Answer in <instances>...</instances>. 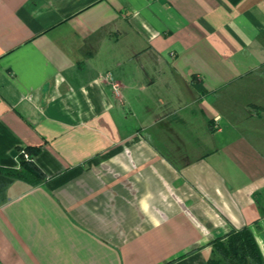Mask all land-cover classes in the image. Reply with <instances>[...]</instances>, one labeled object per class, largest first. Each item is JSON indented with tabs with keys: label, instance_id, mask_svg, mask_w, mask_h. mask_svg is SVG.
Returning <instances> with one entry per match:
<instances>
[{
	"label": "crops",
	"instance_id": "obj_1",
	"mask_svg": "<svg viewBox=\"0 0 264 264\" xmlns=\"http://www.w3.org/2000/svg\"><path fill=\"white\" fill-rule=\"evenodd\" d=\"M263 116L264 0H0V264L264 257Z\"/></svg>",
	"mask_w": 264,
	"mask_h": 264
},
{
	"label": "trees",
	"instance_id": "obj_2",
	"mask_svg": "<svg viewBox=\"0 0 264 264\" xmlns=\"http://www.w3.org/2000/svg\"><path fill=\"white\" fill-rule=\"evenodd\" d=\"M30 156L28 150H25ZM21 169L15 175L21 178L33 180L37 176L34 165L25 154H20ZM216 247L223 254L221 258H215L209 264H264V257L259 246L248 228H242L228 235L225 241H215Z\"/></svg>",
	"mask_w": 264,
	"mask_h": 264
},
{
	"label": "rangeland",
	"instance_id": "obj_3",
	"mask_svg": "<svg viewBox=\"0 0 264 264\" xmlns=\"http://www.w3.org/2000/svg\"><path fill=\"white\" fill-rule=\"evenodd\" d=\"M262 118V121H258L260 122V125H257L262 134L257 137L258 141L256 140V144L264 152V116Z\"/></svg>",
	"mask_w": 264,
	"mask_h": 264
},
{
	"label": "built area",
	"instance_id": "obj_4",
	"mask_svg": "<svg viewBox=\"0 0 264 264\" xmlns=\"http://www.w3.org/2000/svg\"><path fill=\"white\" fill-rule=\"evenodd\" d=\"M102 78H103V80L109 79V77L107 78V76H106V77H102ZM110 81H111V84H112V88H113L115 91H117V90L119 89V87H120V84H119L118 82H116V81H113V80H110ZM23 153L25 154V157H26V158L29 157L28 154H27L26 152L23 151Z\"/></svg>",
	"mask_w": 264,
	"mask_h": 264
}]
</instances>
